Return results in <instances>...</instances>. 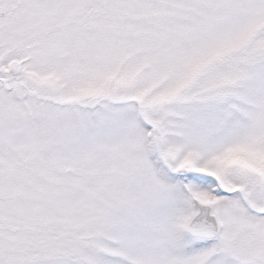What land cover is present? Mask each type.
<instances>
[{
    "label": "rangeland",
    "instance_id": "374dc122",
    "mask_svg": "<svg viewBox=\"0 0 264 264\" xmlns=\"http://www.w3.org/2000/svg\"><path fill=\"white\" fill-rule=\"evenodd\" d=\"M0 264H264V0H0Z\"/></svg>",
    "mask_w": 264,
    "mask_h": 264
},
{
    "label": "water",
    "instance_id": "95a60500",
    "mask_svg": "<svg viewBox=\"0 0 264 264\" xmlns=\"http://www.w3.org/2000/svg\"><path fill=\"white\" fill-rule=\"evenodd\" d=\"M194 205L199 209V213L191 221L188 232L195 237H215L218 233V223L216 217L211 213L210 206L202 204L196 198Z\"/></svg>",
    "mask_w": 264,
    "mask_h": 264
},
{
    "label": "flooded vegetation",
    "instance_id": "af4514ba",
    "mask_svg": "<svg viewBox=\"0 0 264 264\" xmlns=\"http://www.w3.org/2000/svg\"><path fill=\"white\" fill-rule=\"evenodd\" d=\"M3 76V75H2Z\"/></svg>",
    "mask_w": 264,
    "mask_h": 264
}]
</instances>
